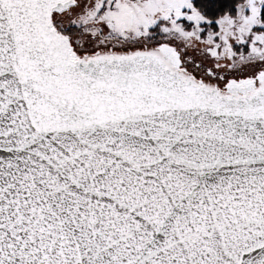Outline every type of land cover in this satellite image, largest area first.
Wrapping results in <instances>:
<instances>
[{"label":"snow or ice","instance_id":"obj_1","mask_svg":"<svg viewBox=\"0 0 264 264\" xmlns=\"http://www.w3.org/2000/svg\"><path fill=\"white\" fill-rule=\"evenodd\" d=\"M0 264H264V0H0Z\"/></svg>","mask_w":264,"mask_h":264}]
</instances>
